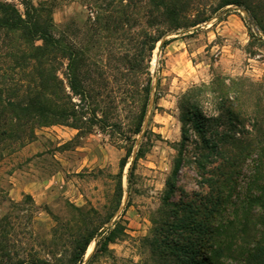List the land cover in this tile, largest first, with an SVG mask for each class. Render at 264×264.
Masks as SVG:
<instances>
[{
  "label": "rangeland",
  "instance_id": "rangeland-1",
  "mask_svg": "<svg viewBox=\"0 0 264 264\" xmlns=\"http://www.w3.org/2000/svg\"><path fill=\"white\" fill-rule=\"evenodd\" d=\"M0 1L22 10L19 0ZM119 1L32 0L51 11L54 35L83 51L91 63L88 74L94 91L100 92L95 102L101 120L89 132L62 125L36 129L33 141L3 154L0 218L10 219L7 249L13 260L70 264L85 233L108 231L118 221L124 234L89 264L171 263L152 243L151 230L164 215L163 199L178 151L200 142L185 121V101L213 114L212 105L188 96L219 76L264 83V36L243 6L214 11L218 0H193L189 14L198 11L208 20L185 33H168L148 52L144 42L154 28L146 24V0H136L128 16ZM250 1L264 8V0ZM107 14L117 18L93 24L96 16ZM252 32L258 36L251 38ZM165 40L171 42L161 48ZM63 72L61 67L60 77ZM148 80L151 92L135 134L141 90ZM139 149L142 154L135 159ZM200 174L187 155L177 187L189 195L205 194ZM179 194L171 200L177 201ZM95 240L80 264H88Z\"/></svg>",
  "mask_w": 264,
  "mask_h": 264
},
{
  "label": "trees",
  "instance_id": "trees-1",
  "mask_svg": "<svg viewBox=\"0 0 264 264\" xmlns=\"http://www.w3.org/2000/svg\"><path fill=\"white\" fill-rule=\"evenodd\" d=\"M135 1H119L126 16ZM19 3L22 10L15 3L0 1V160L4 153L33 141L36 129L62 125L89 132L101 120L95 102L100 92L92 88L91 63L84 52L54 35L47 7L32 0ZM144 3L149 8L146 24L154 28L144 42L148 52L168 33H185L208 20L198 11L189 14L193 0ZM229 5L243 6L264 36L260 3L218 0L214 11ZM112 18L117 17L96 16L93 24H108ZM250 36L258 35L252 32ZM169 42L162 41L160 47ZM61 67L63 77L58 74ZM150 85L148 80L141 90L144 100L135 134L140 132ZM191 97L209 103L216 113L204 114L202 108L199 111L189 107L190 102L184 103L185 121L200 142L192 141V149L184 145L178 151L163 199L164 215L153 222L152 243L160 255L171 258L169 264H264V83L219 76ZM183 140L188 141L185 132ZM141 154L139 149L135 159ZM187 155L201 172V185L208 189L205 194L189 195L176 185ZM175 192L180 193L177 201L171 200ZM9 220L8 216L0 218V264H25L23 259L13 260L7 249L12 230ZM121 234L123 226L118 221L108 231L85 233L70 264H80L87 246L96 239L89 264ZM30 264L47 263L36 259Z\"/></svg>",
  "mask_w": 264,
  "mask_h": 264
},
{
  "label": "water",
  "instance_id": "water-1",
  "mask_svg": "<svg viewBox=\"0 0 264 264\" xmlns=\"http://www.w3.org/2000/svg\"><path fill=\"white\" fill-rule=\"evenodd\" d=\"M247 18L251 22V24L255 27V29L257 30V27H256L254 21L252 20V18L250 17V15H247Z\"/></svg>",
  "mask_w": 264,
  "mask_h": 264
}]
</instances>
